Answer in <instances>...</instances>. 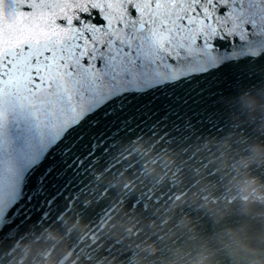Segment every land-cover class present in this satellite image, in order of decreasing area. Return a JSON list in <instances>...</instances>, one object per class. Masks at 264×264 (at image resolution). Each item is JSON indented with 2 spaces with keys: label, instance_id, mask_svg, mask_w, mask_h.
<instances>
[{
  "label": "snow or ice",
  "instance_id": "6c2138e0",
  "mask_svg": "<svg viewBox=\"0 0 264 264\" xmlns=\"http://www.w3.org/2000/svg\"><path fill=\"white\" fill-rule=\"evenodd\" d=\"M258 59L264 0H0V232L74 202L121 133L203 125ZM21 121L36 135L9 150Z\"/></svg>",
  "mask_w": 264,
  "mask_h": 264
},
{
  "label": "water",
  "instance_id": "95a60500",
  "mask_svg": "<svg viewBox=\"0 0 264 264\" xmlns=\"http://www.w3.org/2000/svg\"><path fill=\"white\" fill-rule=\"evenodd\" d=\"M232 75L203 125L121 133L74 202L0 232V264H264V59ZM5 135L20 151L36 130Z\"/></svg>",
  "mask_w": 264,
  "mask_h": 264
}]
</instances>
